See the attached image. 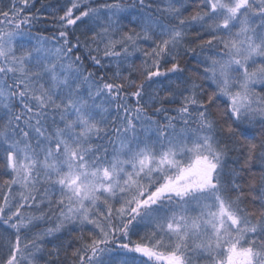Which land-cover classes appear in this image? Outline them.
I'll use <instances>...</instances> for the list:
<instances>
[{
	"label": "snow or ice",
	"instance_id": "6c2138e0",
	"mask_svg": "<svg viewBox=\"0 0 264 264\" xmlns=\"http://www.w3.org/2000/svg\"><path fill=\"white\" fill-rule=\"evenodd\" d=\"M0 5V264H264V0Z\"/></svg>",
	"mask_w": 264,
	"mask_h": 264
},
{
	"label": "trees",
	"instance_id": "16d2710c",
	"mask_svg": "<svg viewBox=\"0 0 264 264\" xmlns=\"http://www.w3.org/2000/svg\"><path fill=\"white\" fill-rule=\"evenodd\" d=\"M65 2V0H37V7H40V4L43 3L45 5V7H47L48 5H55L57 3H63ZM3 5H0V7H2ZM41 12H44V8L40 9ZM58 9H53V8H48V12H53V11H57ZM49 20H51V17L49 16ZM45 34H49V33H45Z\"/></svg>",
	"mask_w": 264,
	"mask_h": 264
}]
</instances>
